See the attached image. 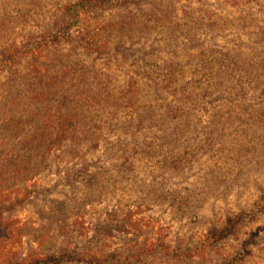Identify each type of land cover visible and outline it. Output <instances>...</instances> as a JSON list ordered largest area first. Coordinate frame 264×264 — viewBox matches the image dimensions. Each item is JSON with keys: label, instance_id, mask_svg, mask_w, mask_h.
Segmentation results:
<instances>
[{"label": "trees", "instance_id": "obj_1", "mask_svg": "<svg viewBox=\"0 0 264 264\" xmlns=\"http://www.w3.org/2000/svg\"><path fill=\"white\" fill-rule=\"evenodd\" d=\"M35 1L0 0V264H264V42L243 56L221 37L230 20L192 0ZM251 178L243 206L202 214ZM149 205L190 236L151 228L112 250ZM28 208L37 224L17 218ZM26 230L38 248L7 249Z\"/></svg>", "mask_w": 264, "mask_h": 264}, {"label": "rangeland", "instance_id": "obj_2", "mask_svg": "<svg viewBox=\"0 0 264 264\" xmlns=\"http://www.w3.org/2000/svg\"><path fill=\"white\" fill-rule=\"evenodd\" d=\"M72 1L74 0H36L35 5L37 8L47 11L49 10L47 8L53 10L52 5L56 2H61L63 4ZM187 2L188 0H180V5H184ZM31 5L32 4H30V6ZM191 5L192 7L200 5L202 8H204V10L214 12L213 14L217 16L227 17V19L230 21H228L229 23L223 26L227 29H225V33L223 32L221 34V37L224 36L222 37L224 41L235 49L248 52V55L246 54L243 56L250 55V58L252 57V55L250 54L251 47L246 45L247 42L252 43L254 47L261 48L264 42V40L260 41L264 38H262V34L260 33V29L264 28V0H253L249 5H247V8L245 9L244 7L241 8L240 6L237 9L229 3L223 1L218 2V0H201L199 2L192 0ZM17 16L18 15H16V17ZM46 19L47 20L45 22L42 21V18L39 19L41 25L37 29H33L32 27L14 31L16 40H21L22 36H24L23 34H28L30 31L41 33L42 30H44L51 24L54 18L49 16L46 17ZM14 21H16V19H14ZM16 26L20 27L21 24L17 23L16 21ZM155 42H158V40L152 39L148 42V44H154ZM260 54L261 57H263V53ZM194 170L196 171L197 167H195ZM39 178L40 183H46L50 180L56 179L53 174H45L40 176ZM253 180L254 178L248 179L247 181H244V179H240L239 185H236L234 192L231 193L232 195L228 199H224V194L226 191L219 193L220 196H222L220 201L217 202L216 200H211L202 214L210 217L215 211L216 213H220L221 211L228 208L237 210L240 204L243 206L244 198L249 195L248 193L252 192L253 189L250 186L256 184V182ZM226 204H228V206ZM113 205L114 203L104 202L99 205H92L88 207V214L79 217L71 226L73 233L81 235L88 232L87 227H89L92 223H95L98 219L104 218L105 214L113 209ZM33 212L34 211L30 208L20 210V212L17 213V218H19L22 223H36V216ZM171 217L172 213L165 206L157 207L154 205L142 207V209L136 211L135 213L133 212L132 216L129 219L127 217H124L125 222L123 224L121 223L123 225V228L129 229V232H132L134 234L118 233L119 236L117 238H113L110 241L114 243L112 245V250H117L118 245L129 242L130 240H132V238L134 242L143 241L151 228L154 233L156 232V234H158L160 237H163L165 241L172 240L177 235V233H179V235L190 236V231L184 232L185 226H183L182 221H175L171 219ZM112 222L116 223L117 221L112 220ZM24 234L25 235L21 241V244L13 243L12 246L10 244L7 249L14 248V250L17 251L27 252L32 247L38 248L37 245H34L32 243V237L34 238L36 233L26 230L24 231ZM54 238V242L61 241L60 238ZM133 241L130 243H133Z\"/></svg>", "mask_w": 264, "mask_h": 264}]
</instances>
